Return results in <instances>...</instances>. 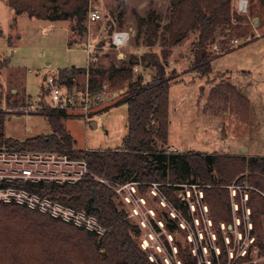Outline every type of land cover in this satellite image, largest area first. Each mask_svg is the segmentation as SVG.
Instances as JSON below:
<instances>
[{"label": "rangeland", "instance_id": "1", "mask_svg": "<svg viewBox=\"0 0 264 264\" xmlns=\"http://www.w3.org/2000/svg\"><path fill=\"white\" fill-rule=\"evenodd\" d=\"M247 1L248 10L241 14L248 15L256 6V0ZM232 4L235 9L236 0ZM90 8H97L101 18L90 22ZM89 9L84 21L86 29L79 34L74 20L48 21L26 13L16 14L5 0H0V107L8 113L1 130L4 137L25 139L51 132L42 114L24 107L30 103L39 107L49 105L44 79L58 75L60 68L75 65L107 70L134 56L138 70L132 71L133 77L142 74L144 81L151 78L153 70L151 67L144 69L142 57L148 52L160 56L161 47L159 39L146 33V25L139 19L152 11L159 32H162L169 21L170 0H89ZM248 19L253 37L245 34L237 38L236 43L230 40L227 43L232 46L230 50H223L220 32L216 31L208 48L216 56L210 62V72L202 77L189 69L191 43L196 32L190 31L184 41L172 49L165 65V72L175 76L169 88L170 149L264 155V17L259 25L253 23L252 18ZM117 31L129 33L126 43L119 47L111 42ZM149 37L151 44H148ZM87 44L93 48L89 59ZM89 78L87 72L78 74L66 89L79 94L88 85ZM104 80L107 83L108 80ZM225 84L236 88L246 100L244 105L239 106L226 88L220 89L219 86ZM126 87V83L112 87L119 95L113 102L98 106L88 120L79 110H68L63 123L75 139L76 147L107 149L120 145L127 133V106L117 101ZM214 89L222 96L210 98ZM251 94L256 99L246 97ZM236 189L238 196H234ZM115 191L118 210L125 213L130 224L138 226V230L130 231L132 238L156 264H182L177 244L195 257V264H210L212 255H217L221 246L227 253L226 264H264V247H259L257 237L251 233L247 192L237 185L230 186L234 222L231 229H226L224 222L213 224L203 192L197 187L183 185L173 191L184 213L177 212L158 193L155 185L142 190L129 183L117 186ZM169 218L178 221L179 228L172 232L164 227ZM103 232L94 231V240ZM257 232L264 242V215ZM243 256L246 260L238 263Z\"/></svg>", "mask_w": 264, "mask_h": 264}, {"label": "trees", "instance_id": "2", "mask_svg": "<svg viewBox=\"0 0 264 264\" xmlns=\"http://www.w3.org/2000/svg\"><path fill=\"white\" fill-rule=\"evenodd\" d=\"M5 1L16 14L26 13L48 21L70 19L74 20L79 34L86 29L84 21L89 0ZM232 1L170 0L169 21L162 32H159L152 11L147 17L140 18V23L146 25L145 32L159 39L161 47L160 56L148 52L142 57L144 69L151 67L153 70L147 81L142 74L133 77L134 56L107 70L73 65L58 69L56 78L66 86H71L75 76L85 72L90 75L88 88L91 91L99 89L106 82L104 79L111 88L127 84L117 101V104L127 106V133L115 148L76 147L75 139L63 123L68 110L50 105H41L36 111L49 122L50 133L25 139L4 137L1 130L8 113L0 107V144L20 150L62 152L84 161L87 169L81 179L72 183L15 181L10 184L84 210L95 216L104 228L103 234L94 240V232L48 213L13 202L0 203V264H156L131 236L130 231L138 230V226L130 224L125 213L116 206L117 186L129 183L142 190L155 185L158 193L182 213L185 210L173 191L183 185L197 187L203 192L213 224L224 222L226 229L234 227L230 186L237 185L247 192L251 233L257 237L259 247H264L257 232L264 215V155L178 152L168 147L169 88L175 76L165 72L167 58L190 31L196 32L191 43L189 69L202 77L210 72V62L216 56L208 49L216 31L220 32L224 51L232 48L227 44L230 40L242 38L245 34L253 36L248 17H256L258 25L261 23L264 0H256V6L248 15L237 12ZM219 87L226 88L239 106L244 105L245 98L234 86L225 84ZM219 94V90L214 89L209 97L215 99ZM238 194L236 189L234 196ZM154 226L157 228L156 224ZM164 227L168 232L179 228L177 219L169 218ZM220 248L217 255H212L210 264H226L227 253L223 252L222 246ZM177 255L182 264H195V257L179 244ZM245 260L246 256H243L238 263Z\"/></svg>", "mask_w": 264, "mask_h": 264}, {"label": "built area", "instance_id": "3", "mask_svg": "<svg viewBox=\"0 0 264 264\" xmlns=\"http://www.w3.org/2000/svg\"><path fill=\"white\" fill-rule=\"evenodd\" d=\"M235 8L239 13H246L248 1L236 0ZM100 18L101 13L97 8L89 9L88 19L90 22L97 21ZM246 37L251 38L253 36L247 35ZM128 38V32L117 31L113 33L111 42L119 47L126 43ZM236 42L237 39L231 40V43ZM85 49L89 59V54L93 48L90 44H87ZM137 70L138 67L134 64L132 71ZM44 81L48 90L50 106L66 110H79L85 120L90 118L98 106L113 102L114 98L119 95V91L112 90L106 82L99 89L93 91L89 90L88 85H86L84 90L78 94L74 90L66 89V85L60 83L56 76L45 77ZM24 109L39 111L41 106L30 103ZM172 150L176 151L175 148ZM86 170L84 161L70 158L62 152L20 150L0 144V201L25 204L37 208L41 212L48 213L52 217L73 222L93 232L102 233L104 228L92 214L65 205L46 195H40L24 187L10 184L15 181L72 183L81 179Z\"/></svg>", "mask_w": 264, "mask_h": 264}, {"label": "crops", "instance_id": "4", "mask_svg": "<svg viewBox=\"0 0 264 264\" xmlns=\"http://www.w3.org/2000/svg\"><path fill=\"white\" fill-rule=\"evenodd\" d=\"M254 19H255V18H253V20H254ZM253 20H252V21H253ZM257 20H258V19H257ZM257 23H258V21H257ZM73 66H75V65H73ZM66 67H67V66H66ZM243 73H244V71H243ZM246 73L248 74V72H246ZM247 74H245V75H247ZM243 75H244V74H243ZM76 76H77V75H76ZM246 97L249 98V99H252V100L256 99V97L254 96V97H255V98H254V97L252 96V94H251V95H246Z\"/></svg>", "mask_w": 264, "mask_h": 264}, {"label": "water", "instance_id": "5", "mask_svg": "<svg viewBox=\"0 0 264 264\" xmlns=\"http://www.w3.org/2000/svg\"><path fill=\"white\" fill-rule=\"evenodd\" d=\"M113 10H115V9L113 8L112 11H113ZM257 21H258L257 18H255V19L253 20V23H257ZM148 41H149L148 44H151L150 37H149ZM230 227H231V225L229 224V225H228V228H230Z\"/></svg>", "mask_w": 264, "mask_h": 264}]
</instances>
